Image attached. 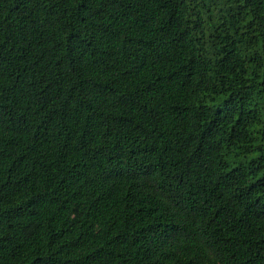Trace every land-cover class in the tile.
<instances>
[{
    "label": "trees",
    "instance_id": "trees-1",
    "mask_svg": "<svg viewBox=\"0 0 264 264\" xmlns=\"http://www.w3.org/2000/svg\"><path fill=\"white\" fill-rule=\"evenodd\" d=\"M0 264H264V0H0Z\"/></svg>",
    "mask_w": 264,
    "mask_h": 264
}]
</instances>
